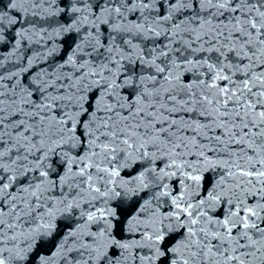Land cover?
<instances>
[{
    "label": "snow or ice",
    "instance_id": "obj_1",
    "mask_svg": "<svg viewBox=\"0 0 264 264\" xmlns=\"http://www.w3.org/2000/svg\"><path fill=\"white\" fill-rule=\"evenodd\" d=\"M17 2L0 12V42L5 20L21 22ZM65 11L55 32L76 39L36 77L37 99L0 75V264H264V0H70ZM161 36L147 54L133 43ZM124 60L155 68L130 103L113 93L137 77L109 79Z\"/></svg>",
    "mask_w": 264,
    "mask_h": 264
}]
</instances>
